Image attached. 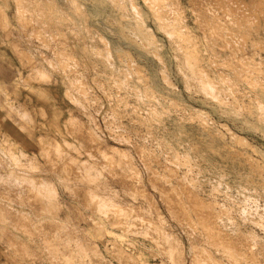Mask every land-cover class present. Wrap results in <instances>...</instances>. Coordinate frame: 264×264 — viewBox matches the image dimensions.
<instances>
[{"label": "rangeland", "instance_id": "obj_1", "mask_svg": "<svg viewBox=\"0 0 264 264\" xmlns=\"http://www.w3.org/2000/svg\"><path fill=\"white\" fill-rule=\"evenodd\" d=\"M24 1L46 30L0 0V107L36 148L0 132V264H236L207 224L240 264H264V0H163L179 38L148 0ZM53 141L63 160L44 156ZM16 159L41 167L55 212L15 187Z\"/></svg>", "mask_w": 264, "mask_h": 264}, {"label": "bare ground", "instance_id": "obj_2", "mask_svg": "<svg viewBox=\"0 0 264 264\" xmlns=\"http://www.w3.org/2000/svg\"><path fill=\"white\" fill-rule=\"evenodd\" d=\"M149 5H151V10H153L154 14L156 15V17H158L161 22L164 24V26L169 29V34L171 33L174 36H178V38L180 36H182L180 31V28H178V21L179 19L177 17H174V11L172 12L171 10L168 9V5L165 1L163 0H148ZM23 2H25L24 0H18V14H19V21L22 23V25L24 27H26L27 29H29L30 31H32L35 36H41L40 33H44V31L46 30V27H41L37 24L38 19L35 18V16H38V12L36 10H34V12H32L31 9H29L26 6H22ZM135 4V3H134ZM150 7V6H148ZM33 9V8H32ZM6 10V9H5ZM30 13L29 16H27V13ZM35 13V14H32ZM153 14V16H154ZM228 14V13H227ZM231 14V13H230ZM228 14V15H230ZM3 15V14H2ZM3 21H5V17L3 16ZM16 18V17H15ZM140 18V17H139ZM157 19V20H159ZM230 19V18H229ZM251 20V19H250ZM37 21V22H36ZM170 21V22H169ZM160 22V21H159ZM180 22V21H179ZM181 23V22H180ZM4 27L6 28L7 31H10L7 23L4 22ZM236 27V25H234ZM11 27V26H10ZM18 27V26H17ZM142 27V26H141ZM162 28V27H161ZM1 30V29H0ZM184 30V29H183ZM21 31V30H20ZM166 32V31H165ZM188 32V31H187ZM4 33V32H3ZM83 34V33H82ZM167 34V33H166ZM184 34V33H183ZM141 36V35H140ZM143 36V35H142ZM216 36V35H215ZM230 36V35H229ZM169 37V36H168ZM184 37V35H183ZM213 37V36H212ZM218 37V36H217ZM5 39V38H4ZM191 39V38H190ZM178 41V40H177ZM188 41V40H187ZM240 41V40H239ZM182 42V41H181ZM11 43V42H10ZM192 43V42H190ZM54 44V43H53ZM226 44V43H225ZM16 45V44H15ZM236 45V44H235ZM11 46V45H10ZM14 46V45H13ZM228 47V46H227ZM160 58V57H158ZM64 59V58H63ZM62 59V60H63ZM61 60V59H60ZM65 62L67 64H69L67 61L70 62V58H66L64 59ZM161 60V59H160ZM74 61V60H73ZM158 61V60H157ZM230 64H233L235 62H237L236 58H233ZM65 63V64H66ZM83 63V62H82ZM187 63V62H186ZM86 64V63H84ZM52 66V65H51ZM64 68L67 67L68 65H63ZM76 66V65H75ZM245 67V66H244ZM187 68V67H186ZM54 70V69H53ZM249 70V69H248ZM57 71V70H56ZM68 71V70H67ZM241 78H243L244 76H239ZM246 77V76H245ZM249 81V80H248ZM84 83V82H83ZM206 83V84H205ZM204 83V88L206 89L207 92H211L213 94L216 93L215 90V85L212 82H205ZM230 83V82H229ZM250 83L252 85H258L259 82H257L254 78L250 79ZM81 84V83H80ZM85 84V83H84ZM248 85V84H247ZM200 87V86H199ZM232 92V91H231ZM240 93V92H239ZM227 102V101H226ZM263 104V103H262ZM257 105V103H256ZM260 106V105H259ZM264 106V105H263ZM252 107V106H251ZM261 107V106H260ZM259 107V108H260ZM244 108V107H243ZM261 109H259L260 111ZM262 111L264 112V110L262 109ZM154 114V113H153ZM79 122L72 120L71 124L77 126V130L81 129L80 123ZM70 126V125H69ZM80 133L83 131H79ZM88 137H90L91 140H94L93 135H88ZM44 145V144H43ZM52 147V149H51ZM49 148V149H48ZM44 150V156L49 157L50 153H53L56 157H58L59 159H62V152L60 149V146L58 145L57 142H54L51 144V146H47V148H43ZM22 156H25L26 153H21ZM12 156L15 157L14 154H12ZM238 157V156H237ZM63 160V159H62ZM2 164V163H0ZM15 164L19 167H23L26 168L29 171V174H27L26 172H23L26 174V176L20 178L19 176L13 175L11 181L15 184V187L19 190H21L20 193H22L25 190L28 191H34L35 193H37V198L38 197H47L50 200V208L46 207V212H48L49 214H52L53 212H55V210H57V206L54 205V203L51 200V193H53V191L51 190V184L47 181H41V183L37 186V184L39 183L33 176L32 173L34 171H38L41 167L38 166V164L32 160L28 161L27 166L21 162L20 159H16L15 160ZM54 164V163H53ZM64 167H66L64 165ZM90 177V175H89ZM4 180V178L0 175V183L1 181ZM190 184V182H189ZM41 187H43L44 189L48 190L50 192H46L44 190L41 189ZM38 188V190H37ZM19 193V192H18ZM19 193V202L23 201V196ZM54 205V206H53ZM115 205V204H114ZM174 205L177 207V212H178V216L179 217H187V213H184V210L182 209V206L180 205L179 202H174ZM253 205V204H252ZM255 206V205H254ZM175 209V208H174ZM9 210V209H8ZM246 211V210H245ZM256 211V210H255ZM5 213L10 214V210L8 212H6L5 210H2L0 212V219H5ZM14 218L17 219V222H19L18 226L19 228H23V229H28L29 230V225H20L21 222H28V218H26L21 212H17L13 214ZM204 227L206 228V230L209 232V236H211V240L216 244L219 245L223 248V250L231 257L234 259L236 264H240L239 262V256L241 255L238 250L236 248H233L234 245H229L228 242L226 241V239L220 237L219 235L215 234L213 232L212 227H210V225H204ZM34 233V232H32ZM217 236H219L218 239H215ZM218 240V241H216ZM46 245L49 249V251L51 253H53L54 255L57 254L59 251H61V248L58 244H56L55 242L53 243L52 239L48 236H46ZM12 247L15 249L16 253L18 255H20L21 258H23L24 256H33L34 254L30 252L29 248L24 245V244H12ZM178 255V254H177ZM198 256V255H197ZM203 264V263H201ZM205 264V263H204Z\"/></svg>", "mask_w": 264, "mask_h": 264}, {"label": "crops", "instance_id": "obj_3", "mask_svg": "<svg viewBox=\"0 0 264 264\" xmlns=\"http://www.w3.org/2000/svg\"><path fill=\"white\" fill-rule=\"evenodd\" d=\"M0 132L7 134V136L21 149V153H26L24 149L36 148V141L30 136L26 135V131L20 127L19 121H14L12 117L5 114L0 107ZM4 210V206L0 205V212Z\"/></svg>", "mask_w": 264, "mask_h": 264}]
</instances>
